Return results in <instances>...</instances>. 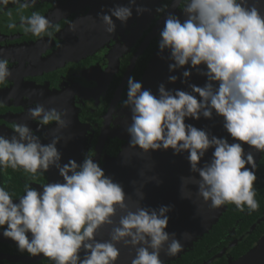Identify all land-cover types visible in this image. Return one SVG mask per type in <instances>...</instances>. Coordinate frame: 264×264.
Instances as JSON below:
<instances>
[{
  "label": "clouds",
  "instance_id": "obj_1",
  "mask_svg": "<svg viewBox=\"0 0 264 264\" xmlns=\"http://www.w3.org/2000/svg\"><path fill=\"white\" fill-rule=\"evenodd\" d=\"M8 3L0 0V5ZM29 3L35 0L23 6ZM172 7L180 10L183 19L167 11L158 55L168 62L169 73H179L170 74L167 82L179 81L186 90L170 89L161 82L154 93L129 76L122 101L131 114L125 129L128 147L145 155L169 150L175 156L185 155L192 174L180 178L182 199H191L188 186L194 185L209 208L235 205L251 214L259 208L253 189L255 154H264V0H173ZM134 11L143 16L152 9L128 0L97 16L111 35L117 30L116 21L126 26ZM23 19L26 33L52 36L54 26L47 17L34 12ZM194 74L206 78L202 86L191 82ZM11 76L8 59L0 57V85ZM28 114L39 128L53 121L58 129L70 124L66 111L40 104ZM216 117L227 136L186 123ZM12 132L10 137L0 135V172L10 168L27 179L24 194L15 199L0 185V235L14 242L18 252L42 255L52 264H118L121 248H126L130 264H164L162 253L175 257L183 250L177 234L167 231L174 205L142 203L148 183H163L157 175L147 176L135 188L137 199L129 203L124 185L106 174L91 151L83 154L81 162L63 161L58 145L73 137L54 136L45 144L28 124L19 122ZM210 149L211 159L205 160ZM53 169L61 180L38 181ZM139 175L146 173L141 170ZM136 183L131 181L134 187ZM182 236L190 238L186 232Z\"/></svg>",
  "mask_w": 264,
  "mask_h": 264
},
{
  "label": "flooded vegetation",
  "instance_id": "obj_2",
  "mask_svg": "<svg viewBox=\"0 0 264 264\" xmlns=\"http://www.w3.org/2000/svg\"><path fill=\"white\" fill-rule=\"evenodd\" d=\"M26 2L9 0L7 5H0V57L8 59L12 72L9 80L0 85V135L10 137L13 125L19 122L28 124L45 144L54 136L73 137L58 145L64 162L69 159L81 162L83 154L91 151L106 174L120 182L123 176L120 166L124 164L120 163V157L132 150L125 131L131 116L122 105L127 79L142 66L145 67L142 82L148 68L157 60L159 31L167 11L183 19L180 10L172 7L173 0H137L152 12L136 16L134 11L126 26L116 21L117 30L110 35L104 31L97 14L116 4H127L128 0H35L24 7ZM157 7L165 11L158 13ZM34 12L51 21L52 36L35 37L25 32L23 18ZM38 104L49 110L66 111L69 127L58 129L53 121L39 128V122L31 120L28 114ZM56 176L60 178L53 169L38 177V181L53 182L58 180ZM26 179L25 174L10 168L0 172V185L14 193V199L24 194ZM261 223H264V211L254 226ZM263 240L264 230L247 251L232 255L231 249L238 244L234 241L225 247L226 252L220 258L224 257L227 264L240 260ZM13 250H17L15 243L0 235L2 256L28 255ZM0 262L30 264L7 258H0Z\"/></svg>",
  "mask_w": 264,
  "mask_h": 264
},
{
  "label": "water",
  "instance_id": "obj_3",
  "mask_svg": "<svg viewBox=\"0 0 264 264\" xmlns=\"http://www.w3.org/2000/svg\"><path fill=\"white\" fill-rule=\"evenodd\" d=\"M130 72L131 69L127 73V76ZM170 74L179 75V73H169L168 62L160 59L159 55H157V60L148 68L142 83L146 89H151L154 93H156L157 86L161 82L166 83L170 89L176 88L186 90V86L179 81L175 84L168 83L167 77ZM205 80L206 78L194 74L191 82L202 86L205 83ZM186 123H192L198 128L208 127L215 135L220 137L228 135L222 127L220 117H216L214 121L201 119L200 121L188 120ZM128 124H130V122H128ZM229 140L231 142L230 137ZM128 153L130 154L128 155ZM211 155L212 150L210 149L204 159L210 160ZM255 155L257 166L254 171L256 173L263 154ZM96 160L98 159L96 158ZM120 163H124L123 166H120L123 170V176L120 182L124 185L126 192L129 194V203L137 199L135 188H138L141 184H143L147 179V176L155 174L163 181V183L160 185H157L155 182L148 183L143 189L146 198L142 201V203L150 207L174 205L173 211L169 213L170 221L167 231L170 233H176L177 237L181 239V243L184 244V248L175 257H168L162 253L161 259L164 261V264L171 263L193 248L195 242H197L203 235L210 232L214 225L218 223L223 213L227 210V205L222 206L219 209L209 208L208 204H205L203 200L196 195V186L194 185L188 186V189L192 194L191 199L181 198L180 178L182 176L192 174L190 172V165L185 159V155L175 156L171 150L167 152L157 151L153 152L151 155H145L138 149H132L120 157ZM150 169L152 171H150ZM141 170L146 173V176L139 175ZM56 178H58V180L62 179L58 176H56ZM133 180L137 181L135 187L131 184V181ZM255 226L251 229V231L254 230ZM185 232L190 234V238H184L182 236ZM105 238H107L106 233ZM236 243L237 241H235V244ZM224 253L220 255L217 254L204 264L211 263L215 258L221 257ZM0 258H7L15 262L22 261L35 263L43 260L45 257L42 255L40 257H31L29 255L2 256L0 254ZM130 260L131 256L129 254V250L121 248V256L118 258V264H130ZM235 264H264V240L260 246L255 247L252 251L245 255V257L237 260Z\"/></svg>",
  "mask_w": 264,
  "mask_h": 264
},
{
  "label": "trees",
  "instance_id": "obj_4",
  "mask_svg": "<svg viewBox=\"0 0 264 264\" xmlns=\"http://www.w3.org/2000/svg\"><path fill=\"white\" fill-rule=\"evenodd\" d=\"M144 73L145 67L141 66L135 70L132 77L141 81ZM126 91L127 88L124 93V99H126ZM255 174L257 179L253 184V189L256 193L255 198L259 203L258 210L249 214L247 209L241 212L235 207V205H227V210L223 213L212 230L195 242L193 248L187 253L169 264H204L216 256V254L221 253L225 247L229 246L236 240H238V244L231 249L232 255L240 254L252 247L264 230V223L255 226L253 231L249 230L264 211V154ZM116 180L118 179L116 178ZM14 251L15 250H13V252ZM15 252L20 253L18 250ZM23 254L28 253L25 252ZM0 264L6 263L0 262ZM30 264H52V261L48 258H44L39 262ZM209 264H227V260L224 257H218Z\"/></svg>",
  "mask_w": 264,
  "mask_h": 264
},
{
  "label": "rangeland",
  "instance_id": "obj_5",
  "mask_svg": "<svg viewBox=\"0 0 264 264\" xmlns=\"http://www.w3.org/2000/svg\"><path fill=\"white\" fill-rule=\"evenodd\" d=\"M222 253H224V251L221 252V253H219V255L222 254ZM236 262H237V261H232V262H230L229 264H235Z\"/></svg>",
  "mask_w": 264,
  "mask_h": 264
}]
</instances>
